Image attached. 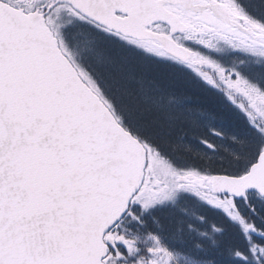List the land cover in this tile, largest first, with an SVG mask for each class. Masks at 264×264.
Instances as JSON below:
<instances>
[{
    "label": "snow or ice",
    "instance_id": "6c2138e0",
    "mask_svg": "<svg viewBox=\"0 0 264 264\" xmlns=\"http://www.w3.org/2000/svg\"><path fill=\"white\" fill-rule=\"evenodd\" d=\"M0 264H264V0H0Z\"/></svg>",
    "mask_w": 264,
    "mask_h": 264
}]
</instances>
